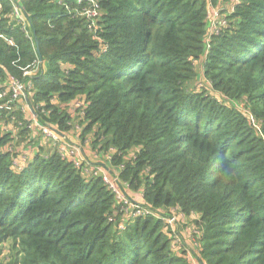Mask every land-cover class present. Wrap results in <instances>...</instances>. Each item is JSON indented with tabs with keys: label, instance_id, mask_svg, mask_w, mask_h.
Returning <instances> with one entry per match:
<instances>
[{
	"label": "trees",
	"instance_id": "1",
	"mask_svg": "<svg viewBox=\"0 0 264 264\" xmlns=\"http://www.w3.org/2000/svg\"><path fill=\"white\" fill-rule=\"evenodd\" d=\"M78 1L0 0V92L29 106L0 103V264H264V0H97L94 23ZM34 115L80 164L17 165Z\"/></svg>",
	"mask_w": 264,
	"mask_h": 264
},
{
	"label": "built area",
	"instance_id": "2",
	"mask_svg": "<svg viewBox=\"0 0 264 264\" xmlns=\"http://www.w3.org/2000/svg\"><path fill=\"white\" fill-rule=\"evenodd\" d=\"M88 4L91 5V8H84L83 13L81 15H85L89 19L92 20V23H94L95 19L99 15V5L97 3V0H87ZM81 3V0L78 1ZM212 9V7H211ZM217 10L212 9L214 19L211 23L212 28H216L215 24L217 23L218 14H216ZM15 14L19 19H22V14L20 13L19 8H15ZM10 93L7 91H1L0 92V103L5 101L7 105L10 102L17 101L18 103H21V100H25V105L22 107L26 110H29V106L26 102L27 94L24 91L23 84L19 81H14L11 85ZM8 94H10V97L8 99H4ZM3 105V103H1ZM11 109V108H9ZM36 116H33V126L32 128L35 131V134L37 133L36 130L42 131L45 137H48L52 144L54 145V149H57L61 155L63 156H69L72 158V160L75 161V163L78 165L82 161V151L81 149L72 144L69 143L66 139L63 137H60V134H58L55 130L51 128V126L48 125H42L39 123V121L35 118ZM36 129V130H35ZM109 158V156H108ZM97 174L102 177L104 183L108 186V188L111 190L113 195L115 196L116 201L120 204L121 210L123 213L129 218V217H136V216H143L147 214H153L156 215L154 211L149 209L143 204H140V202L132 199L128 193L124 190L122 184L119 181V176L114 175L112 172L108 170V168L103 165L97 168ZM161 218L167 222L170 226H174L177 224V216L176 214L169 215V216H161ZM178 226V225H177ZM176 242L178 244H181L182 237L176 234ZM183 244V243H182ZM188 258L191 260H194L195 257L191 258V253H188ZM195 264V263H194Z\"/></svg>",
	"mask_w": 264,
	"mask_h": 264
},
{
	"label": "rangeland",
	"instance_id": "3",
	"mask_svg": "<svg viewBox=\"0 0 264 264\" xmlns=\"http://www.w3.org/2000/svg\"><path fill=\"white\" fill-rule=\"evenodd\" d=\"M215 13L218 14L219 11L217 10ZM199 80H201V77H200ZM24 105H25V101L20 103V107L21 108ZM237 106L240 109H243V105L241 103H238ZM22 110L24 111V113L27 111L25 108H23ZM10 128H12V126H10L9 129ZM15 132H17L16 129H15ZM72 134L75 135L76 133L72 131ZM32 139H34V138H32ZM34 141H35V143L34 144L31 143L30 147L27 144H24L23 146H21L22 151L15 158V160L17 161V165H21L22 163H25V161L28 160V157H29L30 153H32L34 155L38 150L41 149V147L46 152H51L53 147H54V145L52 144L51 140L48 137H43L42 139L40 137V140H37V138H36V139H34ZM185 228H186V225L183 226V231L185 233H187L186 240L189 242V244L195 243L194 242V240H195L194 235L192 233L186 232ZM191 230H192V228H191ZM14 256H15V252L11 251V242L5 243L4 244V248H3V257H4V259L5 260L12 259V258H14Z\"/></svg>",
	"mask_w": 264,
	"mask_h": 264
},
{
	"label": "crops",
	"instance_id": "4",
	"mask_svg": "<svg viewBox=\"0 0 264 264\" xmlns=\"http://www.w3.org/2000/svg\"><path fill=\"white\" fill-rule=\"evenodd\" d=\"M5 128L7 129V127L4 126V129H5ZM140 195L142 196V193H141V192H140V193H135V195H134L136 201H138V202H141V201H139V199H140Z\"/></svg>",
	"mask_w": 264,
	"mask_h": 264
}]
</instances>
